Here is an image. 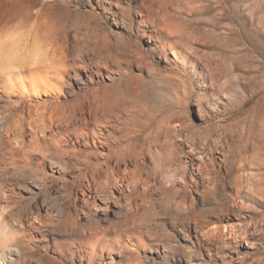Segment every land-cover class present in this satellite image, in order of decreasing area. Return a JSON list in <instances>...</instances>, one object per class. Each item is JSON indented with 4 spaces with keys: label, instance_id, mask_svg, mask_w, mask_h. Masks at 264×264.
I'll return each instance as SVG.
<instances>
[{
    "label": "rangeland",
    "instance_id": "rangeland-1",
    "mask_svg": "<svg viewBox=\"0 0 264 264\" xmlns=\"http://www.w3.org/2000/svg\"><path fill=\"white\" fill-rule=\"evenodd\" d=\"M1 17L20 65L39 28L52 67L0 68V264H264V0Z\"/></svg>",
    "mask_w": 264,
    "mask_h": 264
},
{
    "label": "bare ground",
    "instance_id": "bare-ground-1",
    "mask_svg": "<svg viewBox=\"0 0 264 264\" xmlns=\"http://www.w3.org/2000/svg\"><path fill=\"white\" fill-rule=\"evenodd\" d=\"M1 18H0V37L5 32V28H7L12 22L10 19H3L4 17ZM22 22L24 23V21ZM38 33H40L39 28L37 29L36 36H34L35 43H33L34 49L33 52H31L32 53L31 59H29L26 63L21 65H20L21 62L16 61V60H21L19 58L17 59L18 57L17 55L20 56L21 51L19 49L28 47L29 44L27 42H25L23 47L15 44L7 46L6 43L4 45H0V68L1 70H6L5 72H7V75L3 77V81L6 82L5 84L6 88L7 87L9 88L16 83L21 84L25 82L27 79H29L31 76L40 75V72H43L44 69H47L46 71H48L49 70L48 68L52 67L51 65L50 67L48 66L49 65L48 58H41L40 56L39 53L40 46H38L40 41H39ZM48 72H50V70ZM5 87L3 88L5 89ZM26 94H27L26 92L20 91L21 97L25 98Z\"/></svg>",
    "mask_w": 264,
    "mask_h": 264
}]
</instances>
